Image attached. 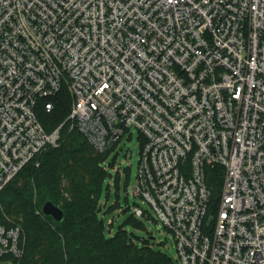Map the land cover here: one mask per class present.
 <instances>
[{
  "label": "built area",
  "instance_id": "built-area-1",
  "mask_svg": "<svg viewBox=\"0 0 264 264\" xmlns=\"http://www.w3.org/2000/svg\"><path fill=\"white\" fill-rule=\"evenodd\" d=\"M61 92L96 152L143 137L127 195L180 264H264V0H0V194L60 146L38 110ZM209 168L224 174L215 214ZM25 243L0 225V264Z\"/></svg>",
  "mask_w": 264,
  "mask_h": 264
},
{
  "label": "trees",
  "instance_id": "trees-1",
  "mask_svg": "<svg viewBox=\"0 0 264 264\" xmlns=\"http://www.w3.org/2000/svg\"><path fill=\"white\" fill-rule=\"evenodd\" d=\"M70 114L66 92L55 99L52 112L38 110L47 133L62 127L60 146L37 156L0 194V225H19L26 238L20 264H171L147 242L142 248L137 246L122 229L105 236L100 213L107 173L102 165L116 147L96 152L77 130H71ZM223 176L221 168L207 171L213 214L221 199ZM48 202L64 212L63 222L43 215Z\"/></svg>",
  "mask_w": 264,
  "mask_h": 264
},
{
  "label": "rangeland",
  "instance_id": "rangeland-1",
  "mask_svg": "<svg viewBox=\"0 0 264 264\" xmlns=\"http://www.w3.org/2000/svg\"><path fill=\"white\" fill-rule=\"evenodd\" d=\"M142 143L143 137L132 129L102 165L107 173L101 199L103 212L100 213L105 236L109 238L122 229L140 248L144 246L143 242H147L154 253L165 256L171 264H180L174 236L158 222L147 202L127 195L137 184ZM135 206L146 213L144 218L134 216L132 210ZM112 207L115 208L109 212Z\"/></svg>",
  "mask_w": 264,
  "mask_h": 264
},
{
  "label": "water",
  "instance_id": "water-1",
  "mask_svg": "<svg viewBox=\"0 0 264 264\" xmlns=\"http://www.w3.org/2000/svg\"><path fill=\"white\" fill-rule=\"evenodd\" d=\"M42 213L44 216L52 218L57 223L63 222L65 217L64 212L52 202H48L43 206ZM151 239L153 240V238Z\"/></svg>",
  "mask_w": 264,
  "mask_h": 264
}]
</instances>
